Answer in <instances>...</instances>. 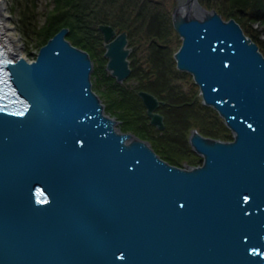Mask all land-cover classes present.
I'll list each match as a JSON object with an SVG mask.
<instances>
[{
    "label": "water",
    "instance_id": "1",
    "mask_svg": "<svg viewBox=\"0 0 264 264\" xmlns=\"http://www.w3.org/2000/svg\"><path fill=\"white\" fill-rule=\"evenodd\" d=\"M172 22L178 70L234 140L194 129L199 165L165 161L106 114L90 53L61 29L36 59L9 63L27 105L0 104V264H264V55L199 0L176 6ZM98 28L122 83L136 46L126 30ZM139 95L163 130L159 99Z\"/></svg>",
    "mask_w": 264,
    "mask_h": 264
},
{
    "label": "trees",
    "instance_id": "2",
    "mask_svg": "<svg viewBox=\"0 0 264 264\" xmlns=\"http://www.w3.org/2000/svg\"><path fill=\"white\" fill-rule=\"evenodd\" d=\"M32 1V6H35V0ZM56 2L53 15L47 22L36 29L31 24L30 12L33 9L29 6L23 11L20 24L25 31L33 30L37 33L41 42L40 47L45 45L48 40L53 37L62 28H70L67 38L76 46L89 51L92 58L95 60V71L93 77L95 79V88L103 97L109 99L108 110H112L114 114H118L124 120L126 130H132L140 135H146L147 129V113L145 107L141 103L138 96V90L143 89L142 85H134L130 88L128 85H121L112 78L106 71L107 60L104 57L105 49L103 47V36L98 30L100 24H110L119 32L127 30L129 33L130 44H148L154 49L153 64H159L156 68H160L157 72V80L155 83L164 85L161 92H158L161 98L167 101V105L162 109L166 115V125L168 126L171 117L175 115H183L186 110V115L194 113V105L187 102L181 93L177 91L174 81L166 72L164 64L169 62V55L173 54L170 47L161 45L168 39L174 30L171 18V11L165 7L168 0H54ZM173 1V0H172ZM216 0H207L211 3ZM222 2L221 0H218ZM227 4L226 9L222 11L223 16L236 19L249 35L264 52V40L261 34L253 31L254 24L259 23L264 26V0H224ZM30 34V33H29ZM144 37H142V36ZM145 39V40H144ZM162 41V42H161ZM133 73L131 78H138V62L135 56H132ZM161 64V65H160ZM173 83H172V81ZM155 83L152 82V88ZM170 90H166L167 85ZM174 84V85H173ZM101 85H106V90H99ZM145 88V87H144ZM154 89V88H153ZM152 91V90H150ZM180 104V105H179ZM115 110V111H114ZM167 116L169 119H167ZM169 120V122H168ZM195 122H192V128ZM166 126V127H167ZM219 130H211L206 128V135L212 137H222L221 131L228 130L224 125L219 127ZM229 131V130H228ZM170 132V127L166 128L163 134L167 135ZM162 133L158 139H154L153 146L157 151L163 147L161 145ZM148 135V134H147ZM165 143V142H164ZM173 147V145H172ZM169 149V148H168ZM166 150V147H165ZM169 151V150H166ZM164 154L165 151H162ZM192 153V152H191ZM194 153V152H193ZM192 153V154H193ZM195 155V154H194ZM169 161L177 165H183V162H174L169 154L165 156ZM191 158V157H190ZM194 158V156H192ZM197 160V159H196ZM190 162H196L190 160Z\"/></svg>",
    "mask_w": 264,
    "mask_h": 264
},
{
    "label": "rangeland",
    "instance_id": "3",
    "mask_svg": "<svg viewBox=\"0 0 264 264\" xmlns=\"http://www.w3.org/2000/svg\"><path fill=\"white\" fill-rule=\"evenodd\" d=\"M6 1H7V11H8V17H9L8 18L9 23L14 25L18 31V36L21 38V44L23 45L22 52L32 60L36 59L37 54L40 50L41 40L39 36H37V33L33 32V30L32 32L28 31L30 33L29 34L25 31V29H23L24 27L21 26L20 24L21 16L26 6L31 7L33 9V12H30V17L32 18L30 26H33L36 29H39L47 22L48 18L51 15L56 13L54 12L56 2L54 0H35L36 5L32 6L31 0H6ZM183 1L184 0H173V1L168 0L167 3L165 4V7L169 10V12L171 11L172 13V10L176 6H179ZM200 2L208 10H216L222 16H223L222 11L226 9L227 7V4L223 3L224 0L222 2L216 0L211 3H207V0H200ZM223 17L225 20L228 19L225 16ZM253 31L256 34L257 33L261 34V38L264 40V26H262L259 23H256L254 24ZM8 35L10 36L9 33ZM137 45H138L139 50L137 49L138 52H137V56L135 57H136V61L138 62V68H140L138 71L140 72V74H142V78L144 75V78L148 81L146 88L152 90L153 93L157 95V93L161 92V89L165 87L164 85H160V83L159 84L155 83V81L157 80L156 74L158 70L160 69L158 68L159 64H156V66L158 65L157 68L155 64H153V55L154 57H156L157 55L154 54V49L152 50V48L149 47L150 45L148 46V44H144L143 42L142 44H137ZM161 45H164V46L167 45L168 47H170L173 53L169 55L171 57H168L170 61L164 64L165 68H167L166 72L169 74L168 78L174 81V84L177 87L176 88L177 91L181 93L185 98H187V102L191 103V105H194L195 112L186 115L187 112L185 110L184 112H182V114H184L185 116L175 115L174 117H171L170 122L168 120L169 124L167 127H170V132L167 135L166 134L164 135L162 132H159V134L161 133L163 134L162 135L163 138L161 139V142H162L161 145L163 147H160V150L165 151L164 147H166V150H168L169 148V152L168 151L167 152L172 158H175L174 162H180V163L183 162V165L181 166H184L186 164L196 165L198 164L197 161L199 157L194 155L193 150H191V146H189L187 143L188 136L190 135L189 132L192 129H197L201 132L202 131L205 132V130H207L206 128L211 129V130L213 129L219 130L220 129L219 127L223 125V121L218 115V113L212 107L204 106L202 104V96L200 95V88L197 84H195L192 76L187 73H183L177 70L176 68L177 65L174 61L173 56H174V53H176L181 47V39L179 35L175 32V30L172 31V34L168 37L166 41H164V43H161ZM138 60L139 61L141 60V62H143L142 68L139 65ZM126 81L128 83H134L136 85L141 84V81L137 80L136 77H133ZM93 82H94L93 88L95 91H97V89L95 88L94 77H93ZM151 82L155 83V85H153L154 89L149 86ZM166 86H167L166 90H170L168 87V84ZM99 90L105 91L106 85H101V87H99ZM99 95L101 94L99 93ZM104 98L105 97H103V100ZM167 119H169L168 116H167ZM192 122H195V125H193V128L191 126ZM165 131L166 130H164L163 132ZM220 132H222L221 134L222 137H220L221 139H223L224 141H228L229 139L231 140L230 131L220 130ZM159 137L160 136H158V138ZM192 156H194V158H192ZM194 159L196 162H190V160H194Z\"/></svg>",
    "mask_w": 264,
    "mask_h": 264
},
{
    "label": "flooded vegetation",
    "instance_id": "4",
    "mask_svg": "<svg viewBox=\"0 0 264 264\" xmlns=\"http://www.w3.org/2000/svg\"><path fill=\"white\" fill-rule=\"evenodd\" d=\"M138 52V51H137ZM137 52H133L132 54L134 55V56H137ZM132 55V56H133ZM136 58V57H135ZM133 60V59H132ZM139 61V60H138ZM134 62V61H133ZM132 62V63H133ZM139 65L141 66V68H142V66H143V62H141V60L139 61ZM140 69V68H139ZM149 71V70H148ZM147 72V71H146ZM133 73V72H132ZM148 73V72H147ZM132 76V75H131ZM137 80H140L141 81V84H143L142 85V88L143 89H139L138 90V95H139V92L140 91H148V92H151V93H153V91H150V89H147L146 88V85L148 84V81L144 78V75H143V78H142V75H139V77L138 78H136ZM140 81H139V83H140ZM126 83V82H125ZM126 85H128L130 88H132L134 85H136V84H134V83H127ZM149 86L152 88V82L149 84ZM145 87V88H144ZM153 94H155V93H153ZM156 95V94H155ZM156 96H158L160 99H161V103H164V104H162L161 105V107L159 108V111L158 112H160V110H161V112L165 115V113H164V111L165 110H163L162 108L164 107V106H166L167 105V101L165 100V99H163V98H161L159 95H156ZM109 99H107V97H105L104 98V102H105V105H106V110H107V113H109L111 116H113V117H115L119 122H120V127H121V129H122V131H124V132H129V133H133V134H135L137 137H139V138H141V139H143V140H145V141H147V142H149L150 144H152L153 143V141H154V139H157L158 138V136H159V130H158V128L157 127H155V126H153L152 124H151V122H150V119H148L147 120V129H148V132H147V134L146 135H140V134H138L137 132H135V131H132V130H126L125 129V127H124V120L118 115V114H114V112L112 111V110H108V103H109V101H108ZM141 103H142V105H143V107H145V109H146V106H145V104H144V102L141 100ZM163 106V107H162ZM109 111V112H108ZM115 111V110H114ZM160 112V113H161ZM165 122H166V115H165ZM189 138H190V135L188 136V139H187V143H188V145H190V141H189ZM155 148V147H154ZM165 148V147H164ZM156 149V148H155ZM160 150V149H159ZM169 150V149H168ZM161 152H159V151H157V153L158 154H160L161 155V157L162 158H164L165 160H168L165 156H166V154H164L162 151L163 150H160ZM165 152L167 153V154H169L166 150H165ZM169 161V160H168ZM169 162H171V161H169ZM172 163V162H171Z\"/></svg>",
    "mask_w": 264,
    "mask_h": 264
},
{
    "label": "bare ground",
    "instance_id": "5",
    "mask_svg": "<svg viewBox=\"0 0 264 264\" xmlns=\"http://www.w3.org/2000/svg\"><path fill=\"white\" fill-rule=\"evenodd\" d=\"M0 10L2 12L3 19L5 21V27L7 32L10 34V38L12 42L15 45L16 51L20 53L21 56H26L22 52L23 45L21 44V38L18 36V31L16 27L9 23V17H8V11H7V1L6 0H0ZM261 94V92H259ZM262 98V97H261ZM264 100V98H263Z\"/></svg>",
    "mask_w": 264,
    "mask_h": 264
}]
</instances>
